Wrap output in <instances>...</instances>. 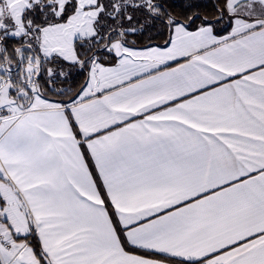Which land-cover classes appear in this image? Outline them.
Masks as SVG:
<instances>
[{
  "label": "crops",
  "instance_id": "1",
  "mask_svg": "<svg viewBox=\"0 0 264 264\" xmlns=\"http://www.w3.org/2000/svg\"><path fill=\"white\" fill-rule=\"evenodd\" d=\"M228 11L97 60L67 104L9 96L0 264H41L33 240L47 264H264V0Z\"/></svg>",
  "mask_w": 264,
  "mask_h": 264
},
{
  "label": "rangeland",
  "instance_id": "2",
  "mask_svg": "<svg viewBox=\"0 0 264 264\" xmlns=\"http://www.w3.org/2000/svg\"><path fill=\"white\" fill-rule=\"evenodd\" d=\"M68 1L69 0H47L48 4L55 5L56 10L54 11V15L56 16H59L60 13H62L63 8ZM96 1L97 0H75V12L73 15L71 14L66 21L49 23L48 26L40 29L38 39L35 42V47L39 49V53L44 59L56 58L63 60L66 63L77 65L80 63V57L76 51V41H80V43L83 44L86 41L96 40L97 42H102L103 39H109V34H106L105 36L98 35V31L95 26L98 18L96 20L97 14L92 7L93 5H96ZM36 3H40V0H2V2H0V30L11 29L14 26L13 35L19 36V34H22V32H24V34L22 35L24 36L26 34V28L23 25L22 17L24 13L32 8ZM178 28L179 27L175 29ZM172 33L173 29L171 30L170 41L167 44L154 45H157L158 47L167 46L171 42ZM101 37H103V39H101ZM121 42L122 41L119 38L114 37V39L111 41L110 46L108 47V51H110L111 53L114 52V54H117V57L120 56L121 51L124 50V48H130V46L126 45L123 42L122 44ZM149 47L131 48H133V50H145ZM87 49H89V46H87ZM129 55L131 56V54ZM19 58L22 60V63L19 69L16 71L13 70L17 69L16 67L18 64L15 65L16 63L13 64L12 61H8L6 63L7 65H5L4 62H2V60L0 59V66L6 68H4L5 70H2L0 76L3 78H8L12 87V90L9 94L7 86H4V84H2L5 81L3 80V78H1L2 83L0 82V110L5 108L6 106L8 107L9 104H11L13 100L10 97L15 98L21 104H27L32 99V97L42 96L40 93L41 90L36 83V76L39 74V60L27 51H20ZM96 61V59L90 60V62L86 65V69H88V71L91 70ZM6 72H8L10 75H8ZM46 73L48 75V78L51 77L52 80L55 78L58 79L59 76H64V74L61 75L62 72L55 70L54 68L46 69ZM54 73H59V76L57 77V75H54ZM51 87H53V84H51ZM1 111L0 119L2 120L4 115L3 111L1 114ZM10 121H12V119Z\"/></svg>",
  "mask_w": 264,
  "mask_h": 264
},
{
  "label": "trees",
  "instance_id": "3",
  "mask_svg": "<svg viewBox=\"0 0 264 264\" xmlns=\"http://www.w3.org/2000/svg\"><path fill=\"white\" fill-rule=\"evenodd\" d=\"M129 3H131V0H128ZM196 2V0H188V3H193ZM200 2H204L208 4V7L206 8H201L199 9V14L202 18V20H207V21H216L219 19V17L216 14V11L213 9L212 4L215 2V0H200ZM41 3V0H40ZM40 3H36L35 5H39ZM48 3V2H47ZM108 3V0H104L103 4H98L97 0V5L94 8H102L98 20L95 23L96 29L98 31V35L105 36L106 34H109V39H103L102 42H97L96 40L93 41H86L83 44L80 43V41H76V51L80 57V63L77 65H72L69 63H66L63 60L52 58V59H44L40 55L39 49L35 47V42L38 39V35L36 34L35 30L28 35L27 34V28L25 27V16L27 11H32L34 13V7L30 8L27 10L23 17H22V22L24 27L26 28V34L27 38L31 40V43H21L19 45H12L8 48L7 52L2 53V62H8L12 61L13 64L16 63L15 65L20 63V60L18 58V53L17 50L23 48L24 51H27L28 53H31L34 55L38 60L40 64V72L38 76L41 74L42 71L48 69V68H54L55 70H58L62 74H64L63 77H60L57 79H51L49 81L48 75L46 73L45 79L43 81H38V87L41 90V95L44 98H47L52 101L60 102L63 104H67L71 102L72 100L75 99V97L81 92L83 89L87 79H88V74L89 71L86 69V65L90 62L92 59H96L99 62H101L104 65L112 66L117 63V56L108 51V47L111 44V41L115 38H119L123 43L130 47H136V48H145L149 46H153L154 44H159V45H165L170 41L171 38V30L172 29H167L165 23H160L159 20L156 21L155 23V30H146V33L143 36H137L136 40H132L129 36L126 35V32L128 31L127 29H123L120 27L119 23L115 25L113 28L112 25L107 21V18L101 20V14L105 12V7L104 4ZM216 7L220 9H224L226 12V15L224 17V24L228 22L229 19H231V28H232V23H233V17L230 15L228 11V0L227 3L224 2V0H218L216 3ZM76 9V2L75 0H69L63 10L62 13H60L59 16H56L57 18L61 17L65 11H68V17L72 14H74ZM56 10L55 5L49 10V15L54 14V11ZM155 11H159L158 9ZM172 17L171 19L179 20L180 23L184 25H189V22L192 19V15L196 14V11L192 12V15H187L183 10H177V9H172ZM66 19V20H67ZM163 19V17H161ZM66 20H53L51 23H56V22H64ZM223 26L222 25H213L212 30L215 33L216 28ZM28 27H31V21H28ZM110 28H112V31L110 32ZM201 28L200 26L195 27V28H189L191 31H195L197 29ZM231 30V29H230ZM169 32V35H157V32ZM230 32V31H229ZM228 32V33H229ZM227 33V34H228ZM225 34V35H227ZM24 35V36H25ZM112 38V39H111ZM87 46H89V49H87ZM2 47V46H0ZM83 70L84 75L77 79L76 81H73L71 79V76H75L77 71ZM69 73L71 76H69ZM58 77V76H57ZM51 84H53V87H51ZM34 247V252L38 260L40 261L41 264H47L45 261V258L43 256V252L41 249L40 244H38L36 241H31ZM139 254H142L140 252H137Z\"/></svg>",
  "mask_w": 264,
  "mask_h": 264
},
{
  "label": "snow or ice",
  "instance_id": "4",
  "mask_svg": "<svg viewBox=\"0 0 264 264\" xmlns=\"http://www.w3.org/2000/svg\"><path fill=\"white\" fill-rule=\"evenodd\" d=\"M2 2V0H0ZM218 0L213 2L212 7L216 11L217 16L219 17L216 21H207L202 20L199 9L208 7L207 3L200 2V0H196V2L188 3V0H132L131 3L128 0H108V3L104 4L105 12L101 14L100 19L103 20L107 18V21L110 25L115 27L117 23H119L120 27L123 29H127L126 35L129 36L132 40H136L137 36H143L146 33V30H155V23L157 20L160 23H165L167 29H175L177 27H213V25H222L216 28L215 35L217 37L224 36L231 29V19L228 20L226 24H224V17L226 12L224 9H220L216 7V3ZM227 3V0H224ZM104 0H98V4H103ZM34 13L32 11H27L25 16V27L27 28V34L30 35L33 30H35L38 35L40 29L46 27L53 20H66L68 17V11L57 18L54 14L49 15V10L53 7V5L48 4L47 0H41L39 5H34ZM159 10L158 12L155 10ZM172 9L183 10L187 15H192L193 11H196L195 15H192V19L189 22V25L185 26L180 23L179 20L171 19L172 17ZM163 17V19H161ZM28 21H31V27H28ZM112 31V28L109 30ZM14 26L11 29H3L0 30V59H2V53L7 52L8 48L12 45H19L21 43H31V40L27 38V35L17 37L13 35ZM157 35H169V32H157ZM103 39V37H101ZM137 51H141L142 49H136ZM54 75L59 76V73H54ZM84 75V71H77L75 76H71L73 81H76L80 77ZM46 76V70L42 71L41 74L37 77L38 81H43ZM51 81V77L48 78ZM85 156H87V152H85ZM89 165L91 166V161H89ZM93 175H95V170L93 169ZM119 232V227L117 228ZM120 239L123 241L124 237L121 234ZM127 251L135 252V248H128ZM154 255V253H153ZM160 259H164V257H160Z\"/></svg>",
  "mask_w": 264,
  "mask_h": 264
},
{
  "label": "built area",
  "instance_id": "5",
  "mask_svg": "<svg viewBox=\"0 0 264 264\" xmlns=\"http://www.w3.org/2000/svg\"><path fill=\"white\" fill-rule=\"evenodd\" d=\"M20 51V50H19ZM17 51V52H19ZM22 51V50H21ZM14 244V238L0 230V253L9 250Z\"/></svg>",
  "mask_w": 264,
  "mask_h": 264
},
{
  "label": "water",
  "instance_id": "6",
  "mask_svg": "<svg viewBox=\"0 0 264 264\" xmlns=\"http://www.w3.org/2000/svg\"><path fill=\"white\" fill-rule=\"evenodd\" d=\"M39 72H40V69H39ZM37 77H38V75H37ZM36 83L38 84L37 80H36ZM86 83H87V81H86ZM86 83H85V85H86ZM85 85H84V86H85ZM81 91H82V90H81ZM78 96H79V94L75 97V99H77ZM75 99H74V100H75ZM74 100H72V101H74ZM72 101H71V102H72Z\"/></svg>",
  "mask_w": 264,
  "mask_h": 264
}]
</instances>
